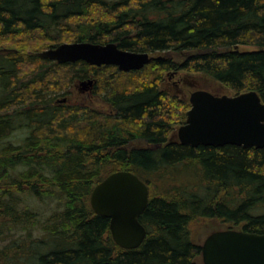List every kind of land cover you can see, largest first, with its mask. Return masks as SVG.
I'll use <instances>...</instances> for the list:
<instances>
[{"label": "trees", "instance_id": "obj_1", "mask_svg": "<svg viewBox=\"0 0 264 264\" xmlns=\"http://www.w3.org/2000/svg\"><path fill=\"white\" fill-rule=\"evenodd\" d=\"M75 42L178 60L127 73L32 56ZM171 70L264 102V0H0V264H198L200 218L264 234V148L170 139L191 107L161 87ZM88 80L108 113L56 102ZM118 171L149 187L137 249L119 247L90 203Z\"/></svg>", "mask_w": 264, "mask_h": 264}, {"label": "water", "instance_id": "obj_2", "mask_svg": "<svg viewBox=\"0 0 264 264\" xmlns=\"http://www.w3.org/2000/svg\"><path fill=\"white\" fill-rule=\"evenodd\" d=\"M32 56L59 64L84 61L97 67L114 66L127 73L162 58L126 51L113 43L90 42L63 43ZM93 86L94 80L77 85L85 90ZM66 101L67 98L62 100ZM189 103L186 123L177 131L182 145L264 148V102L258 92L220 96L197 89L190 93ZM90 203L97 215L110 220L111 234L119 247H141L147 237L141 217L149 204V187L138 175L130 171L110 174L95 186ZM202 259L203 264H264V234L235 229L216 231L202 245Z\"/></svg>", "mask_w": 264, "mask_h": 264}, {"label": "rangeland", "instance_id": "obj_3", "mask_svg": "<svg viewBox=\"0 0 264 264\" xmlns=\"http://www.w3.org/2000/svg\"><path fill=\"white\" fill-rule=\"evenodd\" d=\"M48 49V48H47ZM7 50V49H6ZM12 50V48H11ZM46 50V49H44ZM44 50H38V52H42ZM238 50L241 52H248V51H254L257 50L255 47L252 46H239ZM35 53V51H31ZM191 54H195L194 52H190ZM155 57H171L174 60H178V57L174 53H157L152 54ZM122 72V71H121ZM161 87L170 92L174 96H178L184 99L188 100L189 103V96L190 93L196 89H205V90H211L215 92L217 95H234L235 93L228 89L227 87L216 83L206 77L203 74H193V73H187L183 71H177V70H171L168 73H165L163 75L162 85ZM80 87H77L76 83H72L68 86L66 92L61 93L57 95V101L58 103H63L61 100L64 98H67V103H70L71 105L74 104H82L86 107H89L91 109H94L95 111L102 112V113H108L109 112V106L103 101V96H105V93L101 89H97V94H88V93H81ZM65 102V103H66ZM190 104V103H189ZM186 116H185V123H186ZM184 125V124H182ZM180 127V126H179ZM179 127L170 135V139L175 134L177 135V130ZM23 136V133L18 132L16 133L15 137L21 138ZM14 137V138H15ZM178 139H176L177 142ZM139 146H143L142 144H138ZM228 229H235V230H241V227H234L230 224H223L219 221L208 219V218H200L198 219L194 225L192 226V238L193 241L199 245H203L205 240L209 235L216 231H222V230H228ZM198 264H203L202 256L197 258Z\"/></svg>", "mask_w": 264, "mask_h": 264}, {"label": "flooded vegetation", "instance_id": "obj_4", "mask_svg": "<svg viewBox=\"0 0 264 264\" xmlns=\"http://www.w3.org/2000/svg\"><path fill=\"white\" fill-rule=\"evenodd\" d=\"M82 94L84 93H88V94H91L92 93V90H85L83 87L80 88L79 90ZM172 138H175V139H178L177 135L175 134Z\"/></svg>", "mask_w": 264, "mask_h": 264}, {"label": "bare ground", "instance_id": "obj_5", "mask_svg": "<svg viewBox=\"0 0 264 264\" xmlns=\"http://www.w3.org/2000/svg\"><path fill=\"white\" fill-rule=\"evenodd\" d=\"M113 44H116V43H113ZM117 45V44H116ZM118 46V45H117Z\"/></svg>", "mask_w": 264, "mask_h": 264}]
</instances>
